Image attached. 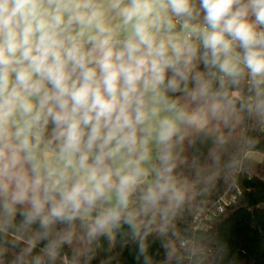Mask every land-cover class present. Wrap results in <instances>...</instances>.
I'll use <instances>...</instances> for the list:
<instances>
[{"label":"clouds","instance_id":"1","mask_svg":"<svg viewBox=\"0 0 264 264\" xmlns=\"http://www.w3.org/2000/svg\"><path fill=\"white\" fill-rule=\"evenodd\" d=\"M241 114L264 124V0H0V264L123 237L191 264L186 147L220 165Z\"/></svg>","mask_w":264,"mask_h":264},{"label":"trees","instance_id":"2","mask_svg":"<svg viewBox=\"0 0 264 264\" xmlns=\"http://www.w3.org/2000/svg\"><path fill=\"white\" fill-rule=\"evenodd\" d=\"M241 115L232 130L220 125V131L228 137L220 165L210 167L213 146L203 134L194 135L192 146L186 147L189 165L197 162L199 167L185 166L181 171L189 176L199 172L201 176L177 220L180 236L192 248L191 264H264V124ZM249 152L262 157L254 158ZM223 195L233 199L212 219L203 218ZM199 217L201 223H207L205 228L195 227ZM118 239L115 247L103 240L91 245L77 241L65 248L58 264H135V245L126 237ZM150 252L156 260L162 259L159 241L152 244ZM15 254L9 248L4 264H11Z\"/></svg>","mask_w":264,"mask_h":264},{"label":"built area","instance_id":"3","mask_svg":"<svg viewBox=\"0 0 264 264\" xmlns=\"http://www.w3.org/2000/svg\"><path fill=\"white\" fill-rule=\"evenodd\" d=\"M233 198H227L226 196H221L219 197L214 204V207L209 209L208 211H206L203 215V218H205L206 220H210L212 219L214 216L218 215L223 209L224 207L232 200ZM201 217L198 218V222L196 223V228H205V226L207 225V223H201Z\"/></svg>","mask_w":264,"mask_h":264},{"label":"rangeland","instance_id":"4","mask_svg":"<svg viewBox=\"0 0 264 264\" xmlns=\"http://www.w3.org/2000/svg\"><path fill=\"white\" fill-rule=\"evenodd\" d=\"M248 155H250L254 158H257V159H260L262 157V155L258 152H249Z\"/></svg>","mask_w":264,"mask_h":264}]
</instances>
